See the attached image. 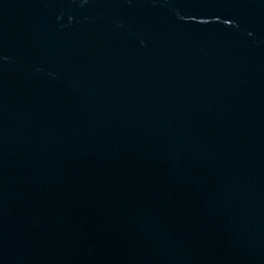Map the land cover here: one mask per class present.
I'll list each match as a JSON object with an SVG mask.
<instances>
[{"label":"water","instance_id":"1","mask_svg":"<svg viewBox=\"0 0 264 264\" xmlns=\"http://www.w3.org/2000/svg\"><path fill=\"white\" fill-rule=\"evenodd\" d=\"M0 264H264V0H0Z\"/></svg>","mask_w":264,"mask_h":264}]
</instances>
